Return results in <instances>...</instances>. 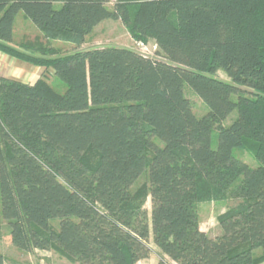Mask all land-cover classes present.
I'll list each match as a JSON object with an SVG mask.
<instances>
[{
	"label": "trees",
	"instance_id": "trees-1",
	"mask_svg": "<svg viewBox=\"0 0 264 264\" xmlns=\"http://www.w3.org/2000/svg\"><path fill=\"white\" fill-rule=\"evenodd\" d=\"M109 3L0 0V52L66 86L59 94L43 78L0 77V220L12 246L78 264H136L154 253L151 236L157 264H264V0ZM19 12L44 45H11ZM105 20L153 40L155 57L80 49ZM52 41L75 49L62 54ZM184 84L206 106L202 118ZM229 199L237 204L217 217L220 233L203 234L198 205Z\"/></svg>",
	"mask_w": 264,
	"mask_h": 264
},
{
	"label": "rangeland",
	"instance_id": "rangeland-1",
	"mask_svg": "<svg viewBox=\"0 0 264 264\" xmlns=\"http://www.w3.org/2000/svg\"><path fill=\"white\" fill-rule=\"evenodd\" d=\"M113 0L107 5L108 9H111ZM60 5H56V9H59ZM29 43L30 45H36V43L45 44L39 31L32 23L26 19L23 13L19 12L14 20L13 25V40L12 46L16 49H20L21 45ZM50 47H53L60 53H70L75 48L74 45L63 42L52 41L49 43ZM102 47H118L134 50L144 56L155 57L156 46L153 40L149 39L146 42H138L133 40L127 29L122 25L120 21L105 20L101 22L90 35L85 39V43L80 49L102 48ZM20 63V62H19ZM18 62H12L0 56V75L16 79L24 82L34 83L38 78L45 79L48 84L59 94H63L66 91V86L56 76L52 74L50 70L32 69L29 65L19 64ZM18 66L17 67H15ZM24 65V66H23ZM25 67L27 72L20 70L19 68ZM217 79L229 82V79L221 71L217 72ZM248 93L249 91L246 90ZM183 94L186 99L192 105L193 113L197 118H202L208 112L203 102L194 94L187 84L183 85ZM237 117V112L234 111L223 123L224 126L231 124ZM217 144V135L214 131L212 135V147L215 148ZM233 155L235 158L243 161L249 167L255 168L257 166L256 161L252 155L246 150H234ZM146 178H141L133 187L132 191H135L139 186L145 184ZM236 200H225L220 202H206L198 205V217L200 231L209 237H215L220 233V229L217 223V217L224 213L227 209L235 206ZM148 216L150 213L151 205L150 199L146 200L144 206ZM50 227L57 231L59 229V220L53 219L49 222ZM9 227L7 222L0 220V252L4 255L6 261L5 264H78L73 263L62 257L59 253L54 252L51 249L41 250V252L26 253L20 251L12 246L9 238ZM151 239V236H150ZM149 246L152 251H156L151 240H149ZM150 255V257L143 264H155L158 261L156 255Z\"/></svg>",
	"mask_w": 264,
	"mask_h": 264
},
{
	"label": "crops",
	"instance_id": "crops-1",
	"mask_svg": "<svg viewBox=\"0 0 264 264\" xmlns=\"http://www.w3.org/2000/svg\"><path fill=\"white\" fill-rule=\"evenodd\" d=\"M0 56L3 57V58H6L7 60H11L12 62L14 61V62H18V63H19V61L14 60V59H12V58H10V57H8V56L2 54L1 52H0ZM19 64H26V63L20 62ZM26 65H28V64H26ZM23 66H24V65H23ZM23 66H21V67H23ZM15 67L18 68V66H16V65H15ZM29 67H32V69H36V70L39 69V68H37V67H33V66H31V65H29ZM19 69H20V70H23V69H24L25 72L28 71V69H26L25 67H23V68H19ZM0 77H3V76L0 75ZM4 77H5V76H4ZM5 78H9V77H5ZM9 79H11V78H9ZM14 80H16V79H14ZM17 81H20V80H17ZM20 82L25 83V84H30V82H24V81H20ZM150 240H151V239H150ZM151 241H152V240H151ZM35 252H41V250H35L34 253H35ZM155 252H157V250H156ZM0 254L2 255L1 252H0ZM154 255H155V254H154ZM3 256H4V255H3ZM155 257H156V256H155ZM4 258H5V257H4ZM146 260H147V259H146ZM146 260L139 261V262L136 263V264H143V263L146 262ZM5 261H6V259H5ZM155 262H156L155 264H157L158 261H155ZM4 264H5V263H4Z\"/></svg>",
	"mask_w": 264,
	"mask_h": 264
}]
</instances>
